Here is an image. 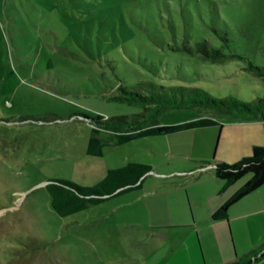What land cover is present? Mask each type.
<instances>
[{
	"label": "rangeland",
	"instance_id": "1",
	"mask_svg": "<svg viewBox=\"0 0 264 264\" xmlns=\"http://www.w3.org/2000/svg\"><path fill=\"white\" fill-rule=\"evenodd\" d=\"M204 41L223 55L199 53ZM146 82L264 100V0H0V264H229L261 244L257 227L216 222L205 202H191L210 186L187 172L207 163L182 151V133L87 155L89 118L142 112L113 98L121 85L147 92ZM201 116L224 124L192 131L214 139L205 161L219 163L240 120L192 107L160 121ZM132 156L162 179L68 217L54 211L50 180L91 187L90 171ZM171 187L184 192L194 224H168Z\"/></svg>",
	"mask_w": 264,
	"mask_h": 264
},
{
	"label": "trees",
	"instance_id": "2",
	"mask_svg": "<svg viewBox=\"0 0 264 264\" xmlns=\"http://www.w3.org/2000/svg\"><path fill=\"white\" fill-rule=\"evenodd\" d=\"M197 51L206 58L223 55L221 49L212 47L208 41L200 43ZM140 85L143 87L147 85V92L135 86L121 85L119 95L113 99L138 106L142 112L131 117L105 118L99 115L89 118L92 129L87 145L88 156L102 157L107 147L122 146L146 137L168 136L184 131L223 126L222 122L213 116H201L174 125L162 124L161 116L170 109L205 107L218 114L235 117L242 122L264 121V100L260 98L254 101H243L233 96L219 99L197 86L166 87L152 82ZM152 171L151 165L130 162L123 167L108 170L104 178L91 187L81 186L70 180L56 179L50 180L46 188L50 193L54 211L61 217H68L91 206L140 190L144 179ZM215 173L225 182V188L251 175L212 215V219L219 222L228 220L232 206L264 185V145L254 146L251 156L244 157L235 164L217 163ZM260 261H264V244L229 264H254Z\"/></svg>",
	"mask_w": 264,
	"mask_h": 264
},
{
	"label": "crops",
	"instance_id": "3",
	"mask_svg": "<svg viewBox=\"0 0 264 264\" xmlns=\"http://www.w3.org/2000/svg\"><path fill=\"white\" fill-rule=\"evenodd\" d=\"M213 117L218 119V117L216 116H213ZM223 127H224V124L222 127H212V128L223 129ZM233 127L235 128H232V130H230V132L227 135L230 137L232 144L231 145L225 144L222 151L217 154V155H220V158L218 159L219 163L226 162L230 164H235L241 159H243L244 157L251 156L254 146L264 145V121H253V122H242L241 121L237 123L236 125H234ZM205 129H210V128H205ZM199 130H204V129L184 131L186 134H183L184 132H181L182 133L181 135L180 133L173 134V135H180L175 141H178L179 144L182 147H184L182 151L186 152L188 156H190V158H197L198 162L207 163V165H202L200 167L193 168L187 172L188 173L194 172V174H196L194 176L200 179L207 177L206 179L209 181L210 187L207 189L204 196L197 197L196 194L195 195L193 194L192 195L193 198H191L190 196V200L193 204H196V205L204 204L205 202L208 208V218H210L224 203H226L245 184V182L248 179L243 182L238 181L231 187L225 188L226 186L225 182L219 179L215 173V165L217 163L205 161V159H209L210 156L213 154L214 146H215L214 139L205 138L206 136L204 137L203 136H193L192 131H199ZM173 135H168V136H173ZM171 139L172 138H169V140H166V143H168L169 148H171L172 150L173 143ZM112 147H120V146H112ZM132 158L134 157L133 156L128 157V159H125V160H123V158H120L119 160H117V162L118 164H121L119 166H122V167L127 165L130 162H139L135 158L134 159ZM113 168H117V166L116 167L106 166L104 169L98 172L90 171L88 173V176L90 180H95L99 182L104 178L106 172ZM150 177H153L152 179H154L155 181H160V179H162L161 177L155 176L154 174L152 175L148 174L143 181L141 189H143L146 181L150 179ZM188 186L189 185H186L185 187L188 188ZM171 190H174L176 192H171L167 194L168 205H169L168 224L170 226L192 224L193 217L190 212L188 202L186 200L184 192L179 189L177 191V189H173L172 187H171ZM157 193L158 192L156 191V194ZM194 218H195L196 223H198L195 211H194ZM225 221L229 223L231 221L232 225L237 224V226H239V223H242L245 226H247L250 231H251V227H257L256 229L257 231L255 232H258L257 240H259L261 244L256 249L260 248L264 244V185L258 190L248 195L247 197L243 198L241 201L236 203L234 206H232L229 211V219ZM256 249H253V250H256Z\"/></svg>",
	"mask_w": 264,
	"mask_h": 264
}]
</instances>
